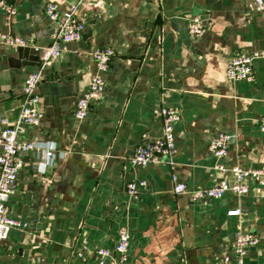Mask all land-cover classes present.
I'll return each mask as SVG.
<instances>
[{
  "label": "crops",
  "instance_id": "crops-1",
  "mask_svg": "<svg viewBox=\"0 0 264 264\" xmlns=\"http://www.w3.org/2000/svg\"><path fill=\"white\" fill-rule=\"evenodd\" d=\"M77 0H0V33L47 45L55 25L44 14L52 2L66 9ZM200 17L204 32L191 39L188 19ZM76 18L80 40L45 69L37 86L43 116L25 138L53 142L55 158L41 164L39 153L22 155L15 191L6 214L25 224L0 241V264H98L94 252L113 250L118 229L127 225V264H219L238 233L259 237L245 264H264V188L227 192L206 202L174 193L172 175L188 190L212 186L232 175L215 168L211 139L231 137L221 162L264 169V9L252 0H87ZM112 47L102 73L105 90L88 115L74 116L79 97L95 72L92 52ZM235 52H256L250 80L225 74ZM38 67L31 48L0 43V121L18 113L25 78ZM180 114L174 124L171 166L132 165L135 148L161 134L159 109ZM145 180L136 198L125 190ZM238 209L237 215L228 214ZM107 258L105 264H112Z\"/></svg>",
  "mask_w": 264,
  "mask_h": 264
},
{
  "label": "built area",
  "instance_id": "built-area-1",
  "mask_svg": "<svg viewBox=\"0 0 264 264\" xmlns=\"http://www.w3.org/2000/svg\"><path fill=\"white\" fill-rule=\"evenodd\" d=\"M87 0H77L66 9H59L56 4L48 2L44 7V14L48 20L55 25V34L47 45H30L23 37L10 32L0 33V43L13 47L31 48L38 55V67L27 75L24 80L21 95L22 101L16 118L9 122L6 119L0 121V241L5 239L11 229H23L25 224L6 214V203L9 196L15 191L17 175L23 166L22 155L34 151L40 154L41 164L51 165L56 152L53 142H36L25 138L29 126L40 123L43 113L40 108V97L37 86L41 82L45 69L67 48L72 41L82 39L84 23L76 18L79 5ZM255 9H264V0H252ZM5 14L14 15L16 9L1 0ZM204 32L203 23L199 16L191 15L188 19V35L191 39L200 37ZM115 51L112 47H100L92 52L95 63L89 87L79 97L74 116L78 120L84 119L89 112L90 104L101 99L105 83L102 73L105 72ZM259 55L256 52H235L228 60L225 74L232 80H250L253 76V60ZM162 119L161 134L151 140L139 144L128 161L132 165L145 166L149 163H161L171 166L175 153L174 124L180 119L179 112L172 108L163 106L159 109ZM260 128L264 131V114L259 120ZM231 144V137L225 132L215 135L209 144L212 154L219 160L215 168L223 174H231L232 180L222 178L212 186L188 190L184 183L176 181L174 175V193L187 191L191 201L206 202L210 199L223 197L227 192L243 195L251 190L254 185L264 188V169L241 167L234 165L225 166L221 159L227 154ZM145 180L130 181L126 183L125 190L129 197L136 198L139 188H146ZM238 209L229 210L228 214L237 215ZM259 237L254 232L238 233L230 253L223 256L219 264H245L244 257L249 247L255 246ZM130 245V232L127 225L118 229L117 240L113 250L99 248L94 252V258L98 264H105L107 258H113L112 264H127V253Z\"/></svg>",
  "mask_w": 264,
  "mask_h": 264
}]
</instances>
